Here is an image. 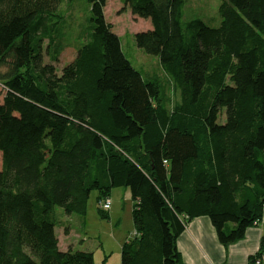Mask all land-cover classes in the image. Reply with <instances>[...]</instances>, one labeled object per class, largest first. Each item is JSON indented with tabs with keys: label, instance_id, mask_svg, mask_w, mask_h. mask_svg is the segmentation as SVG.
I'll use <instances>...</instances> for the list:
<instances>
[{
	"label": "trees",
	"instance_id": "16d2710c",
	"mask_svg": "<svg viewBox=\"0 0 264 264\" xmlns=\"http://www.w3.org/2000/svg\"><path fill=\"white\" fill-rule=\"evenodd\" d=\"M87 1L86 42L58 70L62 0H0V264H94L60 250L55 208L83 215L123 187L136 235L121 264H183L177 240L201 216L241 241L264 208V0H222L217 28L185 19L186 0H120L151 21L136 46L173 99L125 56L107 0Z\"/></svg>",
	"mask_w": 264,
	"mask_h": 264
},
{
	"label": "rangeland",
	"instance_id": "374dc122",
	"mask_svg": "<svg viewBox=\"0 0 264 264\" xmlns=\"http://www.w3.org/2000/svg\"><path fill=\"white\" fill-rule=\"evenodd\" d=\"M221 3L222 0H186L185 19L201 18L210 27L217 28L221 23ZM59 11L62 19L55 26L52 35L58 46L64 49L58 62L54 63L61 70L74 59L77 48L86 42L91 26V10L87 0H62ZM104 14L106 20L113 25V32L120 37L123 52L134 68L146 80L160 78L163 84L169 86V95L173 99L172 82L162 69L158 57L149 55L136 46L135 34L151 29V21L134 16L120 0H107ZM48 46L49 42L45 41V62L52 63ZM56 49L51 50V53L54 54ZM2 98L3 93L0 92V101ZM126 189L123 187L112 190L109 197L112 209L108 211L106 218L99 213L101 204L97 202V192L90 195L83 215H67L61 207H56L55 232L60 250L92 253L94 264H121V247L126 238L134 233L133 200L130 194L127 196Z\"/></svg>",
	"mask_w": 264,
	"mask_h": 264
},
{
	"label": "crops",
	"instance_id": "0c3cea01",
	"mask_svg": "<svg viewBox=\"0 0 264 264\" xmlns=\"http://www.w3.org/2000/svg\"><path fill=\"white\" fill-rule=\"evenodd\" d=\"M126 190L127 196H131ZM263 235L264 208L262 222L249 228L241 241L229 246L219 242L209 217L201 216L189 222L177 240V248L183 264H251V258L260 251Z\"/></svg>",
	"mask_w": 264,
	"mask_h": 264
},
{
	"label": "built area",
	"instance_id": "2783aa9c",
	"mask_svg": "<svg viewBox=\"0 0 264 264\" xmlns=\"http://www.w3.org/2000/svg\"><path fill=\"white\" fill-rule=\"evenodd\" d=\"M101 208L108 212L111 209L110 199H106L103 203H101ZM132 235H136V232H134ZM254 264H264V253H257V255L254 257Z\"/></svg>",
	"mask_w": 264,
	"mask_h": 264
}]
</instances>
